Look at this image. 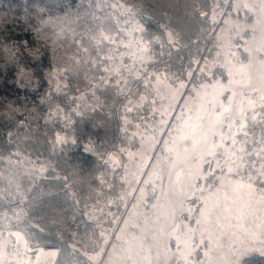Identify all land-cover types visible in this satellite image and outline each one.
Masks as SVG:
<instances>
[{
  "label": "trees",
  "instance_id": "obj_1",
  "mask_svg": "<svg viewBox=\"0 0 264 264\" xmlns=\"http://www.w3.org/2000/svg\"><path fill=\"white\" fill-rule=\"evenodd\" d=\"M114 1L131 11L109 0H0V208L19 203L23 231L37 205L47 210L33 244L56 250L53 264H92L88 254L123 210L122 170L105 154L120 141L121 115L130 113L121 109L125 96L149 89L148 69L183 73L225 0ZM133 22L142 26L149 56L138 75L125 78L130 57L122 41ZM220 71L212 69L224 77ZM253 115L255 134L248 132V144L242 133L238 140L259 168L264 112L258 106ZM20 166L15 180L29 176L30 189L12 183L19 193H9L5 175ZM242 264H264V252H249Z\"/></svg>",
  "mask_w": 264,
  "mask_h": 264
},
{
  "label": "rangeland",
  "instance_id": "obj_2",
  "mask_svg": "<svg viewBox=\"0 0 264 264\" xmlns=\"http://www.w3.org/2000/svg\"><path fill=\"white\" fill-rule=\"evenodd\" d=\"M109 1L113 5H120L119 10L125 9L122 7L124 2ZM243 3L249 4L254 12H249L242 6H228ZM259 10L260 0H227V2L225 0L222 9L215 16L209 39L204 41L199 55L193 57L191 65L183 73L173 75V71L167 74L161 67L155 71L148 69L145 76L146 80H150L149 89L142 92L145 88L142 87L125 96L121 105L122 112L128 109H131L130 113L135 112L133 118L130 117V113L121 115L123 130L127 127V122L130 124L129 134L123 133L122 130L119 143L105 154L107 163L122 170L125 188L121 194L123 210L114 226L103 232L99 248L88 254L89 257H96L91 260L92 264H185L182 254H186L187 249L181 244L177 250L175 243V236H182L181 231L176 228L178 221L166 219L172 207L178 206L179 201L184 200V215L187 216L190 209L192 216L191 221L185 220L184 223H190L195 228V220L200 216L199 209L203 206L201 193L196 191L193 195L192 189L188 186L189 173L197 171L196 165L199 161L192 158L184 159V149L191 146V142L184 137L190 134L191 125L198 123L196 119L198 115L207 120L214 99L227 103V98L236 92L233 108L240 106L242 100V106L247 108L248 99L254 100L257 107L261 104L264 26L255 23L260 18ZM253 26L254 32L251 30ZM141 27L140 23L133 22L128 36L122 41L125 53L130 57L124 73L125 78L138 75L140 62H144L149 56L148 42L139 33ZM241 65L247 67L242 69ZM214 67H219L224 77L214 75L212 72ZM201 68L204 69L203 72ZM230 71L231 76H229ZM189 73L198 77L203 73L206 79L204 77L202 81L194 82ZM245 81L250 82V87H242ZM181 83L185 86L183 89L179 87ZM253 88L257 91L253 92ZM241 92H246L248 95L241 97L239 95ZM138 109L141 112H137ZM254 113H248L249 118ZM232 132L236 133L237 128L234 127ZM225 145L230 146V141H225ZM235 147L244 148L239 140ZM23 166L7 171L5 177H7L9 193H19L12 183L22 192L30 189L29 176L23 175L21 185L15 180ZM204 170H207L206 165L201 169ZM216 175H222L226 184L229 180L240 179L239 176L229 175L226 168L223 173L217 171ZM144 181L148 183L145 184ZM198 183L203 185L204 181L200 180ZM244 183H247L246 179ZM212 191L215 193L216 188L214 187ZM223 194L222 190L217 195L222 198ZM209 195L210 193L205 190L203 196ZM235 195L243 206V217L237 219L240 214L233 212L231 227L225 225L223 229L225 235L220 237L219 246L214 239L210 257L204 256L206 249L201 247L189 257L188 264H228L231 251L237 249L243 251L244 256L254 250L264 252V199H262L264 185L257 183L253 192L249 193L247 189H241ZM215 198L214 196L213 199ZM153 204L156 205L155 209L152 208ZM19 206V203H14L0 208L2 239L5 241L11 239L13 244L15 237H9V232L23 231L19 225L22 211L16 209ZM157 216L159 219H156ZM146 217L151 219L150 223H146ZM169 233L173 235L169 237ZM141 237L145 238L141 239ZM194 239L199 242V229ZM104 240L108 243L105 244ZM129 244H143L148 251L141 252L140 255L133 254L131 260H125L124 250ZM32 246L37 245L32 242ZM101 248L105 251L101 252ZM43 250L57 252L44 248ZM16 253L17 249L11 246L4 249L0 257L3 264H18V261H23L24 264H28L29 261L31 264H53L57 256L42 255L37 261V256L32 252L25 254L23 247L19 249V255Z\"/></svg>",
  "mask_w": 264,
  "mask_h": 264
},
{
  "label": "snow or ice",
  "instance_id": "obj_3",
  "mask_svg": "<svg viewBox=\"0 0 264 264\" xmlns=\"http://www.w3.org/2000/svg\"><path fill=\"white\" fill-rule=\"evenodd\" d=\"M227 2V0H226ZM114 7H120V5H113ZM229 7H239L242 6L246 8L249 12H254V9L247 3L241 4H229ZM125 11H131V8H126ZM201 15H206V13H201ZM260 18L255 21L256 24L264 26V0H260ZM255 31L253 26L251 29ZM243 31V29H241ZM239 34V33H237ZM107 39V37H105ZM247 51V49H246ZM247 65H241V68H246ZM204 69L201 68V72ZM192 75V73H189ZM231 71L229 76H231ZM231 83V81H230ZM240 83V82H238ZM181 89L185 86L183 83L179 85ZM242 87H250V82L245 81L242 83ZM253 92L257 89H252ZM261 104L259 105L262 112H264V75L261 76ZM241 97H245L248 94L246 92H241L239 94ZM237 96L236 92H233L231 96L227 98V103L223 101H218L214 99L211 104V113L208 114V118L205 121L204 117L197 116L198 123L191 125V132L189 135L185 136L184 139L191 142L190 147L184 149V159H196L199 163L196 165L197 171L195 173H189V187L195 195L196 191L201 193V198L203 199V206L199 209L200 216L196 218V227H192L190 223H184L185 220L191 221V210H188V215L185 216L184 200H180L178 206L172 207L169 217L173 221H178L176 223V228L182 233L181 235L175 236V243L177 250H179L181 244L187 249L186 254H182L185 264H188V259L192 256L197 249L203 247L206 249L204 251L205 257H210L213 251L214 239L219 246V239L225 235L223 229L225 225L231 227V219L233 218V212H238L236 218L241 219L243 217V206L239 203V198L235 195L241 189H247L249 193L254 191V185L259 183L264 185V162H261L260 167L257 168L256 161L252 159L253 153L247 152L245 148L237 149L235 146L238 142V137L242 133L245 137L244 143L248 144L247 140L248 132L253 131L256 128L257 117L255 115L249 118L248 113L255 112L257 104L254 100H247V108L241 105L233 108V99ZM176 99H182V97H176ZM179 106V105H178ZM131 111V109H128ZM178 119L180 117H177ZM236 127L237 132L233 133L232 129ZM225 141H230V146L225 145ZM257 141L253 139L251 143H256ZM167 143V142H165ZM259 143L264 144V123L261 124L260 128V141ZM260 153H264V147L260 149ZM259 155V153H258ZM206 165V169L201 171ZM227 169V173L232 176H239L240 179L236 181L229 180L227 184L224 181V177L217 176V171L223 173L224 169ZM179 175V174H178ZM247 183H244V180ZM203 180L204 184L199 185V181ZM145 184L148 181H144ZM219 185V187H216ZM216 188V192L213 193V188ZM231 189V191H228ZM207 190L210 195L204 197L203 193ZM223 190V197H219L217 194ZM156 189H153L155 193ZM143 196V190H141ZM216 197L213 199V197ZM187 199V196H185ZM264 199V196H262ZM123 200V197H121ZM152 208L155 209L156 205L153 204ZM43 213V214H41ZM25 217L29 213H24ZM47 210L43 209L37 205L36 209L32 214L30 220H26L25 229L23 232H9V237H15V244L12 240L7 241L2 239L3 233L0 232V257H2L4 249L11 246L17 249V255H19V249L23 247L24 253L32 252L37 256V261H39L40 256H51L55 257L57 252H44L43 248L39 245L36 247L32 246V242L39 239L40 234L44 232L42 227V222L47 218ZM156 219H159L157 216ZM54 222V221H51ZM151 219L146 217V223H150ZM200 230V240L197 243L195 241V236L197 230ZM219 233V235H217ZM161 235L163 232L161 231ZM169 237L173 233L168 234ZM103 237V232L101 233ZM145 237H141L144 239ZM120 239V237H117ZM136 238L134 237L133 240ZM155 239V237H153ZM104 243H108L104 240ZM167 247V246H166ZM170 250V249H169ZM105 251L101 248V252ZM125 255L123 259L131 260L133 254L140 255L141 252L148 251L144 248L143 244H129L128 248L124 250ZM244 252L240 250H232L230 253V259L228 264H242V257ZM89 261L96 259V257H88ZM148 259V257H145ZM0 264H3L2 258H0ZM18 264H24L23 261H18ZM28 264H31L29 261Z\"/></svg>",
  "mask_w": 264,
  "mask_h": 264
}]
</instances>
